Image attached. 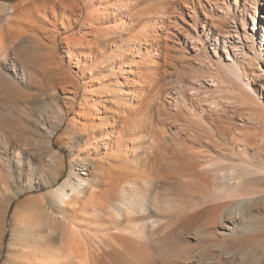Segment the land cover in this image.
Returning a JSON list of instances; mask_svg holds the SVG:
<instances>
[{
  "label": "bare ground",
  "instance_id": "6f19581e",
  "mask_svg": "<svg viewBox=\"0 0 264 264\" xmlns=\"http://www.w3.org/2000/svg\"><path fill=\"white\" fill-rule=\"evenodd\" d=\"M90 1L86 0V3ZM168 1L171 7L177 3L174 0ZM183 1L187 3L185 6L190 10L189 12L194 14L195 1L201 6V0ZM218 1L207 0L208 11L219 10ZM263 1L244 0L241 9L238 0H234L237 13L248 8L255 10V16L261 13L262 20L258 22L261 41L264 40ZM52 2L54 5L78 7L74 0H52ZM258 6H260L259 10ZM164 8L160 13L169 14L170 8L166 10ZM121 9H125L124 6ZM202 10L205 18L200 24L203 34L206 33V40H199L201 35L197 29H194L197 40L191 42L190 36L193 35L189 33L190 31L181 28L180 33L184 34L183 46L187 47L191 44L194 53L206 54L205 44L214 51L223 44L225 52L229 43L226 39L231 38L234 39V43L230 45L232 53L226 51L227 60L221 57L217 64H211L209 71L203 70L206 72L201 75L204 81L208 80V82L197 84L199 87L191 84L190 97L188 96L190 93L184 89L186 74L184 68H178L175 64L169 65L172 70L168 72V79L174 86L176 84L177 88H171L167 95L170 99L169 104L174 110L166 113V119L163 120L169 134L168 144L154 146L141 153L148 157V162L142 160V164L136 167L138 178L132 179L133 174H128L119 181V186L116 188L106 186L108 182H104L106 188L101 193L97 190L99 182L91 184L92 182H88L75 172V167L90 165L96 157L102 160L100 156L104 149L105 158L115 157V161L119 158V165H125L130 152L127 150V145L126 149L121 147L123 136L119 117L112 116L110 124L101 121L98 126L89 120L84 121L78 131L71 133L72 140L80 142L83 137L85 142L79 146L70 162V173L61 184L52 187L49 194L51 198L46 205L37 203L35 206H30L32 210H28L21 220L20 247L13 252L16 257L12 256L14 259L4 264H264V251L260 257L251 256L246 252L244 243L239 240L242 235L254 232L251 228L241 227L243 214L248 212L251 206L264 200L263 192L251 190L258 185L264 186L262 148L257 146V143L252 149L254 155H251L249 153L251 148L248 146L227 148L216 145L212 141L216 139V134L211 126V132L202 130L204 133L201 134L193 129L189 120L182 117L183 114L188 113L199 122L206 123L205 115L208 111L221 108V104L214 99L221 91L236 96L241 108L244 105L252 111L264 110L262 101L264 81L255 83L256 87H253L249 81V77H256L254 68L261 69V65H264V42H260L261 45L256 44L257 24L254 17H252L253 34L248 36L245 31L242 37L239 36L237 27L223 34V24L220 23L222 20L211 22V14ZM106 13V8L93 10L88 20L98 22V14L105 16ZM137 13L134 11V14L131 13L128 18L129 21L123 20L119 25L126 29L129 25L137 24L139 21ZM113 15L114 12L111 13V16ZM226 15L232 22L236 19L233 15ZM110 27L108 26L105 37L111 35ZM171 28L168 29L170 39L174 36V31L178 30L174 28L176 30L172 29V31ZM200 46L202 48H199ZM196 57L202 63V58ZM110 58L112 57L109 54L104 58V62H108ZM188 65L190 67V64ZM261 71L264 72V69L262 68ZM9 82L11 81L0 73V92L4 98L10 92L5 87ZM226 87L229 89H225ZM85 90L88 91L87 86ZM7 98H10V95ZM94 107L99 110L97 106ZM13 115V110L10 108L2 109L0 114V250H2V230L12 204L21 195L39 189L42 183L38 177L44 176V172L41 175L42 169L38 163L23 159V147H28L34 140L27 138L28 133L16 127L17 123L12 119ZM160 116L164 117L163 113H160ZM145 119L147 123L149 118ZM63 120V118L60 120V124ZM165 121L168 123L165 124ZM138 122L144 123L143 119H138ZM146 123L143 127L148 131L150 128L145 127ZM46 125L43 124L41 129L47 130ZM47 133L48 137L52 138L56 131ZM203 137L208 138L210 144H201ZM187 138L200 144L174 143ZM261 139L264 141L263 137ZM35 154L42 159L52 157L54 152L48 148L45 155L40 150ZM53 164L54 167L48 166L54 179L50 186L58 183L62 175L57 171L58 160ZM163 170L167 171L168 175L164 173L163 176L169 178V181L159 185L160 172ZM82 175L87 174L82 173ZM114 175L110 173L108 178ZM200 181L203 182L204 187L192 191L199 187ZM174 187L183 188V192L172 195L170 191ZM86 189L90 190L89 197L86 195L87 198L84 196ZM186 201L194 206L190 211L185 209ZM18 207H21V204ZM213 208L215 210L208 215L207 212ZM177 212L180 215L187 214L189 218L185 222L182 220L183 224L174 226L172 220ZM203 220L205 225H199L198 223ZM173 221L178 223L176 219ZM209 246L215 247V252L212 254L205 250Z\"/></svg>",
  "mask_w": 264,
  "mask_h": 264
},
{
  "label": "rangeland",
  "instance_id": "374dc122",
  "mask_svg": "<svg viewBox=\"0 0 264 264\" xmlns=\"http://www.w3.org/2000/svg\"><path fill=\"white\" fill-rule=\"evenodd\" d=\"M174 1L177 3L174 2L171 7L168 0H91L87 3L86 0H74L78 7H67L54 5L52 0H0V73L11 81L7 84L8 87L7 85L5 87L12 93L8 92L7 97L10 95V98H4L0 92V114L2 109L13 110L12 119L16 121V127L28 133L27 138L34 140L28 147H23V159L38 163L42 169L41 175L44 172V176L38 177L42 186L33 192L21 195L7 213L2 230V234L5 235H1L0 264L11 262L15 255L13 252L19 249L21 220L28 210H32L30 206H35L37 203L46 205L51 198L49 194L52 187L61 184L70 173V162L79 146L85 142L83 137L80 142L72 140L71 133L78 131L84 121L89 120L98 126L101 121L110 124L112 116L119 117L123 136L121 147L126 149L127 145V150L130 152L125 165H119L117 157L118 161L117 159L115 161V157L105 158L104 149L100 156L102 160L96 157L90 165L75 167V172L88 182H92L91 184L99 182L97 190L103 193L108 185L111 188L119 186V181L128 174H133L132 179L139 177L136 167L142 164V160L148 162V157L143 156L142 152L154 146L168 144L169 134L163 120L166 119V113L174 110L169 104L170 99L167 95L171 88H177L176 84L174 86L168 79V72L172 70L170 66L175 64L178 68H184L186 73L184 89L190 93L188 95L190 97L192 94L189 90L190 85L196 84L199 87L197 84L208 82V80L204 81L201 74L209 71L211 64L219 62L221 57L227 60L226 51L232 53L230 45L234 43V39L231 38L226 39L229 43L225 52L223 44L217 51L205 44L206 54L194 53L191 44L184 47V34L181 35V28L190 31L189 33L194 36H190L191 42L197 40L194 29H197L201 35L199 40H206V33L203 34L200 22L205 18L202 9L206 12L209 6L207 0H201V6L195 1L194 14L189 12L190 10L185 6L187 3L183 0ZM243 1L238 0L241 9ZM189 2L194 1L189 0ZM218 2L219 10L208 12L211 14V22L222 20L220 23L223 24V34L227 30L233 31L234 27H237L239 36L244 37L245 31L248 36L253 34L252 17H254L257 24L256 44L261 45L260 42H264L260 40L261 31L258 30V22L262 20L261 13L255 16V10L250 8L237 13L234 0ZM227 3L229 5H226ZM122 6L125 9L122 10ZM105 8L107 9L105 16L98 14L100 21L88 20L93 10ZM163 8L165 10L170 8L169 14L162 15L160 12ZM134 11L138 12L137 24L129 25L126 29L122 28L119 23L123 20L129 21L128 18L134 14ZM112 12H114L113 16H111ZM226 14L233 15L236 19L232 22ZM108 26H111L112 33L105 37ZM169 27H172L171 30L178 28L174 31L176 35L171 36V39L168 33ZM109 54L112 58L104 62V58ZM196 56L202 58V63ZM258 68H254L256 77H249L253 87H256L255 83L264 81V72L261 71L264 65H261V69ZM85 84L88 91L85 90ZM225 93L221 91L220 95L214 98L221 104V108L208 111L205 115L208 124L199 122L188 113L183 114L182 117L189 120L193 129L201 134L211 132V126L216 134V139L212 141L216 145L227 148L248 146L251 148L249 153L254 155L252 149L258 143L257 146L262 148L264 154V141L261 139L264 138V110L252 111L244 105L241 108L236 96ZM262 101L264 105V100ZM160 113H163L164 117H161ZM62 118L64 120L60 124ZM145 118H149L147 123ZM138 119H143L144 123H139ZM45 123L48 129L42 130L41 126ZM145 123V127L150 128L148 131L143 127ZM167 123L168 121H165V124ZM52 130L56 131V134L49 138L47 132ZM174 143L200 144L191 138ZM201 144H210L209 139L203 137ZM48 148L54 152L52 157L39 159L36 156V151L40 150L45 155ZM56 160H58L57 171L62 175L58 183L50 186L54 179L48 166L54 167L53 162ZM110 173L115 175L108 178ZM164 173L168 175L167 171L160 172L159 185L169 181V178L163 176ZM104 182H108L106 186ZM198 185L200 188H194L192 191L204 187L203 182ZM256 187L250 189L253 192L264 193V186ZM84 192V196L89 197L90 190L86 189ZM170 192L172 195H177L183 192V188L174 187ZM69 193H72L71 189ZM186 202L185 209L190 211L194 206ZM20 204L21 207H18ZM214 210V208L210 209L207 214H211ZM178 214L179 212L173 217V220L176 219L178 222L176 224L172 220L174 226L183 224L189 218L187 214ZM198 224L204 226L205 221H200ZM240 225L244 229L254 230L242 235L239 240L244 243L246 252L251 256L260 257L264 251V200L254 204L243 214ZM214 249L215 247L211 246L205 248L208 253L211 252L210 254L215 252Z\"/></svg>",
  "mask_w": 264,
  "mask_h": 264
}]
</instances>
